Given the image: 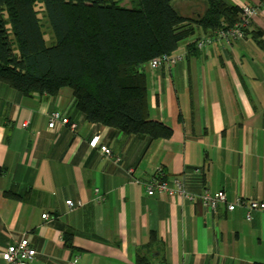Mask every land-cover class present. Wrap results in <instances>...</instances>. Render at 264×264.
Masks as SVG:
<instances>
[{"label":"crops","instance_id":"0c3cea01","mask_svg":"<svg viewBox=\"0 0 264 264\" xmlns=\"http://www.w3.org/2000/svg\"><path fill=\"white\" fill-rule=\"evenodd\" d=\"M227 1L255 8L247 26L264 38V0ZM172 5L193 21L205 10L202 0ZM192 25L177 48L184 59L143 68L149 118L170 127L169 138L89 122L67 87L20 93L0 82V250L27 238L31 264H264V212L246 217L224 204L212 212L199 200L147 195L141 183L160 167L191 193L264 200V51L250 34L189 48L206 34ZM53 111L74 128H48ZM66 200L81 205L69 209Z\"/></svg>","mask_w":264,"mask_h":264},{"label":"trees","instance_id":"16d2710c","mask_svg":"<svg viewBox=\"0 0 264 264\" xmlns=\"http://www.w3.org/2000/svg\"><path fill=\"white\" fill-rule=\"evenodd\" d=\"M202 1L205 10L193 21L172 0H0V82L20 93L54 95L67 87L87 121L169 138L170 127L149 118L144 64L177 51L192 24L212 35L245 18L227 0ZM40 12L54 36L50 45ZM247 25L243 34L264 51L262 32Z\"/></svg>","mask_w":264,"mask_h":264},{"label":"built area","instance_id":"2783aa9c","mask_svg":"<svg viewBox=\"0 0 264 264\" xmlns=\"http://www.w3.org/2000/svg\"><path fill=\"white\" fill-rule=\"evenodd\" d=\"M243 14L245 16L244 21L239 25H234L229 28H220L215 34L202 36L195 41V47L200 49L208 45L220 46L221 42H231L244 37L242 27H244L249 21V18L256 12L255 8L243 7ZM184 52L175 51L171 54H162L151 58L144 66H148L152 69L163 67L166 70L170 69L174 64L184 59ZM59 122L63 125L69 124L66 116H63L59 111H53L48 116L47 127L53 128L54 124ZM26 126V122L22 124ZM74 124H69L70 128H74ZM97 136L93 137L89 144L95 146L97 142ZM100 151L107 157L111 155V151L104 145L99 146ZM161 168L156 167L152 176L144 181L142 185L145 187L147 195H153L155 193H163L168 196H178L185 198L191 202L197 200L206 207L208 210L215 212L220 204H224L228 211L234 210L236 206H242L245 209L246 217L250 216L252 210H259L264 212V200H254L249 198L237 197L234 202H227L226 195L223 191H217L210 193L204 191L202 194H195L185 189L183 180L179 176H173L166 178L161 173ZM129 174L131 170H128ZM133 183H138L139 180L132 178ZM93 200L100 202L103 200V192L95 187L93 188ZM65 204L69 209L80 206V202H73L72 200H66ZM42 218H49V215L44 213ZM35 255L34 248L30 245L27 238H21L18 242L7 245L3 250H0V257L5 264H31ZM68 264H76L74 260Z\"/></svg>","mask_w":264,"mask_h":264},{"label":"rangeland","instance_id":"374dc122","mask_svg":"<svg viewBox=\"0 0 264 264\" xmlns=\"http://www.w3.org/2000/svg\"><path fill=\"white\" fill-rule=\"evenodd\" d=\"M121 4H128V0H118ZM40 17H41V24H42V31H43V36L46 45H50L54 42V36L51 32V28L49 27L48 23L46 22V18L43 17V15L40 12Z\"/></svg>","mask_w":264,"mask_h":264}]
</instances>
